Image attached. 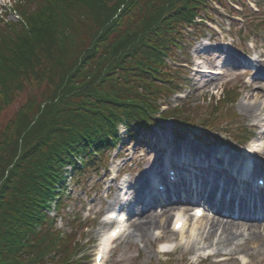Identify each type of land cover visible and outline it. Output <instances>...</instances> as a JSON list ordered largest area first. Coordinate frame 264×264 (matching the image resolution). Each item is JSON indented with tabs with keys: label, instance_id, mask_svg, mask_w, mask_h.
Instances as JSON below:
<instances>
[{
	"label": "trees",
	"instance_id": "obj_1",
	"mask_svg": "<svg viewBox=\"0 0 264 264\" xmlns=\"http://www.w3.org/2000/svg\"><path fill=\"white\" fill-rule=\"evenodd\" d=\"M138 3L40 0L36 10L24 11L27 28L0 35V115L27 83L54 80L45 104L30 100L0 130V264H45L52 244L41 230L63 167L81 171L75 156L84 168L99 164L95 155L110 145L107 136L115 134L116 121L140 123L147 117L126 96H134V80L152 82L151 60L162 57L147 38L167 15L168 22L176 18L177 6L176 0Z\"/></svg>",
	"mask_w": 264,
	"mask_h": 264
},
{
	"label": "rangeland",
	"instance_id": "obj_2",
	"mask_svg": "<svg viewBox=\"0 0 264 264\" xmlns=\"http://www.w3.org/2000/svg\"><path fill=\"white\" fill-rule=\"evenodd\" d=\"M10 1L0 0V3ZM33 2L34 6H37L39 0H33ZM152 4L157 5L155 1ZM181 4V0H176V6H181ZM261 5L262 9L256 15L249 16L250 12L246 11L242 16L248 17L245 19L240 18V20L237 19L233 23L229 20V16L222 8L219 11L213 10L214 18L208 21L216 23L215 28L211 32H206L202 39L197 41L192 48L190 58L192 65L189 67L190 73L188 77L184 75V78L189 84L188 89L185 91V89L181 88L182 91H185V94L175 95L171 99V102L174 104L186 103L183 108L195 112L200 117H208L217 112L216 119L218 121L228 124L239 131H243L244 129L246 132L245 125H247L250 133L254 134L252 142L257 140L264 142V128H256V131L252 128L254 123L264 124L261 121L264 117V106L257 111L256 116H252L246 110L248 104L264 101V71H259L261 68H264V0H261ZM31 9H34V7L31 6ZM207 9L211 10L210 7ZM202 13L204 16L208 15L204 10ZM240 13L242 12L240 11ZM252 21L257 22V27L253 25ZM232 24L235 27H232ZM223 46L226 49L229 48L227 54H222L216 50ZM232 58H236V64L231 61ZM240 59L243 61L239 63L238 61ZM198 60L203 65L198 66ZM252 63L256 67L253 68ZM204 65H208L211 69H220V72H223L225 75L218 76L216 77L217 79L205 85V82L210 80L211 76L204 77L200 75L194 77L197 72L196 70L201 69ZM192 68L195 69L193 70ZM258 71L262 72L261 75L263 77L257 76ZM180 72L184 73L186 70L180 69ZM253 81H255V86L252 91H248L247 84ZM50 82H52V85L49 82L47 83V81L42 82L40 80L34 81L31 84L27 83L22 91L16 93L13 101L5 107L0 115V130L4 131L10 121L15 120L19 112H22V109L27 107L30 100H39L41 105L43 103L45 104V98L53 92L54 80H50ZM204 85L205 87H202ZM217 86L220 90H215ZM225 86L239 87L241 95L236 101H227L224 98L223 101L219 100V106L215 110L214 104L216 99L212 98L214 96H212L211 92L216 91L218 93L216 95L219 96ZM248 94L253 95V98H248ZM33 95L35 97H32ZM74 101H76V97L69 98V107H73L72 103ZM33 109L35 111L34 107ZM195 120L198 122L197 118ZM218 121V127L213 132H203L198 129L194 134L186 138V142L196 143L193 138L196 135H203L215 139L223 137V140H229L219 133L222 128L226 129V126L218 124ZM121 135L123 136V142L112 157L109 159V155L104 157L103 163H105V166L102 169H90L82 179L79 176L80 185L69 180L70 197L67 198L66 206L63 210L64 219L60 218L57 225L58 228L69 231L71 227H74L73 219L75 217L81 218L80 234L83 237L86 236L81 252V255H84L83 264H93L95 252L103 240L104 235L110 228L115 226L112 223H108L106 217L113 210V205L111 204H115L120 201V198L127 196L128 193H126L124 186H127V184L139 186L144 183L143 187L135 189L134 191L131 189L132 187H126L130 192L144 190L150 183L151 176L154 173L153 171L149 172V170L158 165L160 159L166 152L169 150L170 152L173 151L174 147L178 145V141L172 144L170 143L168 146L164 143L166 138L174 140V135L169 124H164L162 128L153 127L151 130L142 131L138 140L134 143L128 139L124 128H122ZM35 141L37 143L34 146L37 147L40 143H38V140ZM154 145H157V148L153 149ZM240 156L243 155L241 154ZM255 160L256 168L254 172L256 173L261 170L264 173V152H261ZM6 164L7 162H5ZM222 164L226 165L230 163L223 162ZM233 166L236 165L233 164ZM1 174L0 172V176ZM130 192V196L128 195V197L132 198L134 194ZM140 194L142 195V193ZM141 200L142 197H138V201L141 202ZM143 207V203H139L136 206L138 209ZM188 211L191 214L194 213V209ZM157 212H159V215L162 214L160 210ZM157 212H153L152 214L154 215ZM210 212L209 210L207 215L204 216L205 218L202 217L198 223L191 222L189 228L184 232L173 230L175 210H170L159 217L160 220L161 218H167L169 222L165 225L164 230L162 228L160 229L162 230L160 236H153L150 229L148 235L142 238L134 234L136 231L131 226L123 238L111 244L112 250L107 255L105 264H194L192 261L194 262L199 255H205V252L195 249L196 236L192 235L191 227L194 226L202 229V227L210 225L209 219L214 214ZM147 215L148 213L141 215V217ZM162 224L160 225L162 226ZM85 225L88 227L83 228ZM260 230L264 232L263 227ZM219 233L220 230L218 231ZM198 239L200 240V236H198ZM216 241H218V236L208 241V245H211L210 250L218 247ZM236 242H244L243 237H240L239 241L237 239L233 242L225 241L219 248L223 251L232 250L237 252L236 257L239 260L237 264L249 261L250 264H264V241L262 239H256L252 236L250 243L244 245L251 254V257L246 255V258L249 257V261H243L242 256L244 254L236 247ZM165 243L168 244V247L162 248V244ZM255 245L258 248H255ZM197 246L201 247L202 244L200 245L199 243ZM191 248L195 249L194 252L190 251ZM161 249L169 250V252H162ZM215 250L217 249L215 248ZM219 259L209 257L200 264H221L217 261ZM230 264L236 263L232 261Z\"/></svg>",
	"mask_w": 264,
	"mask_h": 264
},
{
	"label": "bare ground",
	"instance_id": "obj_3",
	"mask_svg": "<svg viewBox=\"0 0 264 264\" xmlns=\"http://www.w3.org/2000/svg\"><path fill=\"white\" fill-rule=\"evenodd\" d=\"M220 51H223V49H221ZM231 61L236 64L237 60L236 58H232ZM255 86V81L249 83L247 85V89L248 91H252V89ZM248 98H253V95L248 94ZM264 102H255V103H250L246 106V110L252 115V116H256L257 115V111L263 107ZM263 125L262 124H254L255 128H261ZM157 148L156 145L153 146V149ZM212 169V168H209ZM202 178L198 180V187L197 189H190L189 191H184V193L179 196V197H183L185 195V197L187 195H189L188 197H193L194 199H198V201H203L205 203H213L216 193L214 194V190L216 188H211L209 190H207L208 184L204 185L202 183ZM217 185V183H216ZM170 185H166V190L169 191L166 195L168 196L169 200L173 197V192L168 188ZM248 189H252V187L248 188ZM224 191H222V195H223ZM214 194V195H213ZM264 195V193H262ZM187 197V198H188ZM223 196H220L218 201L214 202V205H216V207H218L219 205H222L223 207L227 206V209L232 210L234 209L235 205L233 204L234 202V196L233 194L230 196L229 201L228 202H224L223 200ZM121 201V200H120ZM241 203V200H240ZM120 204V202H116L115 204H111V205H117ZM147 208L146 210H136L134 209L131 213V215H129L127 217V222L120 220V222L122 224H120L118 227L120 228V231L122 232L124 229V222H125V226H133L134 227V231H136V233H134L135 235H138L142 238H144L145 236L148 235L149 230L151 229V234L153 235L154 230L156 229H165V225H167L169 222L167 220V218H161V220L159 219V217L162 214H165L166 212H169L170 210H173L175 208H178V204H180V202L176 203V202H169V203H163L161 205V215H159L158 213L156 214H152L153 212L156 211V201H149L148 203L145 202ZM241 205H239L238 210L243 211L241 208ZM259 208L261 206H258ZM245 208V206H244ZM255 208V206H254ZM113 209H115V207H113ZM228 210V211H229ZM246 210V208H245ZM197 211V210H196ZM261 214L264 217V205H263V201H262V207H261ZM231 213V211H229ZM146 213H148L147 216L141 217V215H145ZM241 213V212H240ZM137 216H140V218H138ZM227 217V216H225ZM255 217V216H253ZM183 220L184 224L181 227L180 231H184L188 228L189 223L191 222H199L200 218H197L196 215H190V217H187V211L186 210H177L176 211V216H175V220L173 221V229L175 230V224L179 221V220ZM242 220H246V221H239L238 219L235 218H231L228 217L227 219L225 218H220V217H212L211 222H210V226H205L202 227V232H198V236H200V240H197V242H195V245L198 244V241H200L199 243L204 244L203 247H199V249H204L207 250L208 248H210L208 244V241L211 240L214 236L218 235L217 232L219 230H221L220 234H219V239H218V244H222L225 241H234L235 239L238 238L239 240V236L243 237V239H247V243L249 244L252 236L256 239H262L264 241V232L261 231L260 229L263 227L264 230V218L259 219V218H250V219H242ZM163 224H162V223ZM162 224V226L160 225ZM157 225V226H156ZM156 226V227H155ZM155 227V228H154ZM244 227L243 230H240V228ZM192 230V234H196L194 232H196V230H199L197 228H195L194 226L191 228ZM200 231V230H199ZM206 234V236H204ZM245 235H249L247 238L245 237ZM112 236L108 234V236L105 237V240L103 242V253L105 255V253L107 254V250L109 248V245L111 243L112 240ZM207 242V243H206ZM237 247H239L240 251H245L246 254L250 255V253L248 252L247 248H244V245L238 243L236 244ZM255 248H258V246L255 245ZM195 249L191 248L190 251L194 252ZM215 254H225L228 255V261H236V253L234 251H229V252H222V251H216Z\"/></svg>",
	"mask_w": 264,
	"mask_h": 264
}]
</instances>
